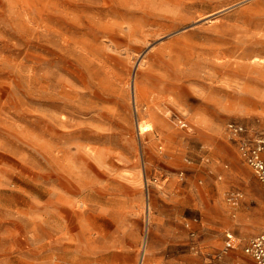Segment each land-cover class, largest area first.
I'll return each instance as SVG.
<instances>
[{
	"label": "rangeland",
	"instance_id": "obj_1",
	"mask_svg": "<svg viewBox=\"0 0 264 264\" xmlns=\"http://www.w3.org/2000/svg\"><path fill=\"white\" fill-rule=\"evenodd\" d=\"M252 55L264 0H0V264H191L197 217L243 261L264 188L222 127L264 136Z\"/></svg>",
	"mask_w": 264,
	"mask_h": 264
},
{
	"label": "built area",
	"instance_id": "obj_2",
	"mask_svg": "<svg viewBox=\"0 0 264 264\" xmlns=\"http://www.w3.org/2000/svg\"><path fill=\"white\" fill-rule=\"evenodd\" d=\"M185 126V125H183ZM228 136L235 140L237 150L241 160L255 174L257 181L264 188V136H254L250 133L247 126L229 123L226 126ZM148 193V184L146 185ZM242 199L239 192H230L227 201L236 206ZM240 247V243L233 232L225 234L223 249L215 256V260L222 264H242L225 263V259L234 254ZM243 255L248 259L245 264H264V232L249 239L241 249Z\"/></svg>",
	"mask_w": 264,
	"mask_h": 264
},
{
	"label": "crops",
	"instance_id": "obj_3",
	"mask_svg": "<svg viewBox=\"0 0 264 264\" xmlns=\"http://www.w3.org/2000/svg\"><path fill=\"white\" fill-rule=\"evenodd\" d=\"M229 123H237V122H228V123L224 124V126L222 127V130H223L225 137L228 136V134L226 132V126ZM238 124H240V123H238ZM228 138H229V136H228ZM235 146H236V144H235ZM238 156H239V153H238ZM249 170L252 172L253 176L255 177L254 172L250 168H249ZM232 191L241 192L240 190H237V189L236 190H234V189L230 190V192H232ZM184 227H185V229L188 233V236H189L188 247H189V252H190V255L192 258L191 264H222V263L217 262L215 260V256L223 249L224 242H225V236H224V242H223L222 247H220L218 250H213L210 247V245L208 244V242H209L210 238H213L214 233H213V230H211V228L209 226H206L202 217H197L194 220H189V221L187 220L184 224ZM234 260H235V258L233 256V254H231L229 257H227L225 259V263H235ZM239 262L242 264H245L248 262V259L244 256L243 261L240 260ZM185 263L186 262L184 260H180L176 264H185Z\"/></svg>",
	"mask_w": 264,
	"mask_h": 264
},
{
	"label": "bare ground",
	"instance_id": "obj_4",
	"mask_svg": "<svg viewBox=\"0 0 264 264\" xmlns=\"http://www.w3.org/2000/svg\"><path fill=\"white\" fill-rule=\"evenodd\" d=\"M202 20V19H201ZM250 63L247 65V67H241L240 69H235L236 72H234V75L238 77H246L249 79H258L264 81V57H257L250 56ZM230 68V67H229ZM251 81V80H250ZM253 81V80H252ZM252 83V82H251ZM256 84V83H255ZM132 91L134 93V96L136 94V88L135 85L132 87ZM46 99V98H45ZM69 99V98H68ZM135 103V110L137 111L136 102ZM80 204V203H79ZM84 205V204H83ZM84 207V206H83ZM83 209V208H82ZM77 210V209H76ZM75 210V211H76ZM79 210V209H78ZM87 210V209H85ZM84 211V210H83ZM88 211V210H87ZM82 212V211H81ZM78 217V216H77ZM76 219V217H75ZM148 222V221H147ZM74 227V226H73ZM147 232V231H146ZM85 233V232H84ZM85 235V234H84ZM69 239V238H68ZM68 243V242H67ZM144 247V246H143ZM144 251V250H143ZM142 259V258H141Z\"/></svg>",
	"mask_w": 264,
	"mask_h": 264
}]
</instances>
